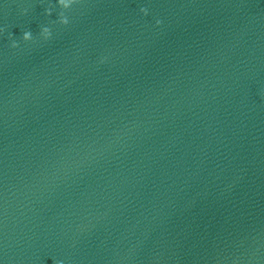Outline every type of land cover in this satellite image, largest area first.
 Wrapping results in <instances>:
<instances>
[{
	"label": "water",
	"instance_id": "water-1",
	"mask_svg": "<svg viewBox=\"0 0 264 264\" xmlns=\"http://www.w3.org/2000/svg\"><path fill=\"white\" fill-rule=\"evenodd\" d=\"M55 4L0 0V264H264V0Z\"/></svg>",
	"mask_w": 264,
	"mask_h": 264
},
{
	"label": "clouds",
	"instance_id": "clouds-1",
	"mask_svg": "<svg viewBox=\"0 0 264 264\" xmlns=\"http://www.w3.org/2000/svg\"><path fill=\"white\" fill-rule=\"evenodd\" d=\"M79 3H81V0H72V3L71 4L67 3L66 0H56V4L55 5H49L48 8H46L45 14L48 15V16H51L53 14V11H54V9L56 7H59L61 9H69L72 6L77 5ZM139 11L144 16H147L149 14V10H148L147 7H141L139 9ZM58 23L61 24V25H65V26H67L69 24V18H68L67 15L64 14V12H60L58 14ZM161 24H162V21L159 20V19H157L156 20V25L159 26ZM5 30L6 29L0 28V33H3ZM8 36H9V39L12 41L11 47L12 48L19 47V43L13 38L12 33H9ZM40 36L45 41L51 39L52 32H51L50 28L49 27H46V26L45 27H42L41 30H40ZM21 39L24 42L31 41L33 39V35L31 33V31H24ZM55 264H62V262L57 261V262H55Z\"/></svg>",
	"mask_w": 264,
	"mask_h": 264
}]
</instances>
